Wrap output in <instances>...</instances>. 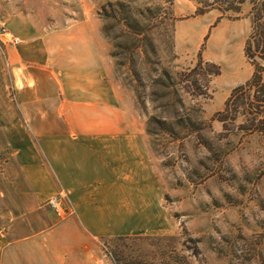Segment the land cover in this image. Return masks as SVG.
I'll return each instance as SVG.
<instances>
[{
    "label": "rangeland",
    "instance_id": "374dc122",
    "mask_svg": "<svg viewBox=\"0 0 264 264\" xmlns=\"http://www.w3.org/2000/svg\"><path fill=\"white\" fill-rule=\"evenodd\" d=\"M196 6L195 0H0V24L22 40L0 50V77L11 96L57 73L50 62L23 54L41 55L51 35L64 30H91L102 57L101 92L130 114L122 124L137 125L140 177L144 183L154 177L144 192L153 202L143 214L147 227L140 221L131 233L95 239L86 260L75 264H264V137L235 128L241 116L231 131L215 118L253 71L243 52L250 3L224 14L197 15ZM199 53L220 67L210 81L201 78L206 96L188 92L183 82ZM59 71L72 92H92V69L66 64ZM2 144L0 136V162L9 156ZM54 195L62 196L63 214L51 210V196L45 206L61 219L66 194Z\"/></svg>",
    "mask_w": 264,
    "mask_h": 264
},
{
    "label": "crops",
    "instance_id": "0c3cea01",
    "mask_svg": "<svg viewBox=\"0 0 264 264\" xmlns=\"http://www.w3.org/2000/svg\"><path fill=\"white\" fill-rule=\"evenodd\" d=\"M94 36L64 30L51 35L41 55L22 53L50 62L57 69L50 81L12 97L0 77V136L9 149L0 162V264L81 263L95 239L148 225L143 214L153 202L144 192L154 177H140L137 125L122 124L130 114L101 92ZM66 64L93 70L92 92H72L59 71ZM61 192L68 211L59 219L45 202Z\"/></svg>",
    "mask_w": 264,
    "mask_h": 264
},
{
    "label": "trees",
    "instance_id": "16d2710c",
    "mask_svg": "<svg viewBox=\"0 0 264 264\" xmlns=\"http://www.w3.org/2000/svg\"><path fill=\"white\" fill-rule=\"evenodd\" d=\"M244 1L195 0L197 3L195 13L200 15L212 9L220 11L221 14L228 11L239 12L240 5ZM248 2L251 31L245 40L243 52L253 71L247 81L231 91L223 109L216 112L215 118L222 123L224 130L231 131L236 126V118L241 116L243 121L235 128L249 133L258 132L264 137V0H248ZM219 74V65L206 61L199 53L195 65L184 75L183 82L188 92L197 96H206L207 91L201 78L210 81V78ZM228 121H231V124H228ZM187 122L192 123L190 119H187Z\"/></svg>",
    "mask_w": 264,
    "mask_h": 264
},
{
    "label": "built area",
    "instance_id": "2783aa9c",
    "mask_svg": "<svg viewBox=\"0 0 264 264\" xmlns=\"http://www.w3.org/2000/svg\"><path fill=\"white\" fill-rule=\"evenodd\" d=\"M21 41V38L17 34H14L3 24H0V50L4 52L5 50L3 49L8 48L10 45H18ZM47 203L57 216L63 214L62 196L53 195L47 200Z\"/></svg>",
    "mask_w": 264,
    "mask_h": 264
}]
</instances>
